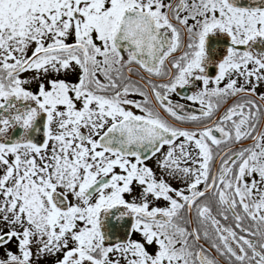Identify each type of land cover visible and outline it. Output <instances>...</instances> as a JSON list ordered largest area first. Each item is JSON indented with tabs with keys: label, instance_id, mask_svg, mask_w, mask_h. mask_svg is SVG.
I'll return each mask as SVG.
<instances>
[{
	"label": "snow or ice",
	"instance_id": "snow-or-ice-1",
	"mask_svg": "<svg viewBox=\"0 0 264 264\" xmlns=\"http://www.w3.org/2000/svg\"><path fill=\"white\" fill-rule=\"evenodd\" d=\"M0 264H264V0H0Z\"/></svg>",
	"mask_w": 264,
	"mask_h": 264
}]
</instances>
